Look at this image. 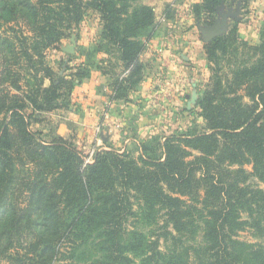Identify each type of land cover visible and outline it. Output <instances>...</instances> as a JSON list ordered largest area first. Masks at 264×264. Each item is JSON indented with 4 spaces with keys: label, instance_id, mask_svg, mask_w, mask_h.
<instances>
[{
    "label": "trees",
    "instance_id": "1",
    "mask_svg": "<svg viewBox=\"0 0 264 264\" xmlns=\"http://www.w3.org/2000/svg\"><path fill=\"white\" fill-rule=\"evenodd\" d=\"M238 1H193L195 26ZM88 11L100 41L83 47L70 79L46 54ZM156 28L143 0H0V264H264V244L241 237H264V189L251 181L264 182V29L253 44L235 21L205 44L202 130L145 143L138 157L111 146L87 161L72 139L36 127L98 61L109 64L110 99L129 100Z\"/></svg>",
    "mask_w": 264,
    "mask_h": 264
},
{
    "label": "rangeland",
    "instance_id": "2",
    "mask_svg": "<svg viewBox=\"0 0 264 264\" xmlns=\"http://www.w3.org/2000/svg\"><path fill=\"white\" fill-rule=\"evenodd\" d=\"M193 1L196 0H158L160 4L162 3L164 5V9L162 10L160 8L157 16L159 15L158 19L161 21L171 19L172 22L177 16L190 17L194 24L193 27L198 31L196 32L198 41L201 45H204L205 50V44L208 42L205 41L203 32L200 29V26L203 25L195 26V19L191 8ZM217 17L218 15H216V19ZM235 21L239 22L240 34H247L249 31H254V36L258 38V42L251 41L241 34L242 39L253 44H258L260 42L261 32L264 29V0H252L247 8L244 9L241 7L240 19H232L229 23V28ZM180 26L182 25L180 24ZM174 27L169 26V29H166L164 26L159 31L156 28L157 35L161 34L162 36H166V32H173ZM241 27H246L247 30L241 31ZM101 29L102 25L99 14L94 11H88L80 28L76 30V34L64 40L61 51H47L46 63H49L60 75L74 79L71 73L75 71V65L81 62L78 58H81L83 47H91L94 43L100 41ZM66 48H70L73 51H67ZM147 51L148 49L142 54L143 60L148 57V53L152 60L143 61L146 64L144 78L140 86L136 90L131 91L129 100L112 101L110 99L109 95L112 93L110 88L111 76L103 72L104 69L109 68V64L108 61H98V55H96L95 61H98L99 64L89 65L91 71L90 76L84 78L82 82L76 83L72 94L66 96L64 99L65 105H67L43 113L44 120L36 127L44 130L45 138H50L51 135H61L59 127L60 123L63 122L70 131L67 134L68 136L63 137L72 139L78 148L87 156V160L92 159L96 152L102 149H110L111 146L119 149L121 152L129 150L135 157H138L142 151L141 147L145 143L152 141L151 144H156L157 141H163L164 137L171 134L189 130H202L205 126V120L198 113L197 107V101L201 91L197 92L195 90L193 93H190L191 97L189 100H185L184 98L179 99L181 105H175L173 103L174 96L167 93L168 91H166L163 85L165 83L164 80L168 79L161 77L162 70L164 69L163 62L159 61L162 63L159 67L157 64L158 61H156V65L154 66L153 57L158 58L157 51L152 50L153 52L148 53ZM68 55L73 56L72 61H69L70 58ZM82 56L84 60L85 54L83 53ZM103 56L106 58L109 57L108 55ZM63 57L67 60L66 65L68 64L69 67H72L71 69H61L59 59ZM98 66H101V68ZM208 72V78L207 74H203L199 78L202 84L200 87L201 90L210 80V68ZM49 84L50 81L46 80V85ZM82 85L88 87L86 88L87 90H82ZM173 89L174 87L170 86L169 90ZM91 91H96L98 95L103 96L105 102H102L99 98L96 100L97 98L93 99V96L90 97ZM180 91L181 89L178 91V94H181ZM175 93L177 94V91ZM85 94L87 95L85 96ZM78 98L88 101L89 104L87 106L93 108L90 116L88 118L86 117L89 127V131L87 132H84V126L81 125L82 127H80L73 120L81 113L80 102L82 100L80 99L78 101ZM130 105L133 106L131 107ZM93 131L95 134H93ZM103 146L105 148H101ZM245 167L248 170H252L251 165ZM251 181L264 189L263 181H260L256 177H252ZM241 237L264 244V237L256 238L251 234L250 230L242 232Z\"/></svg>",
    "mask_w": 264,
    "mask_h": 264
},
{
    "label": "crops",
    "instance_id": "3",
    "mask_svg": "<svg viewBox=\"0 0 264 264\" xmlns=\"http://www.w3.org/2000/svg\"><path fill=\"white\" fill-rule=\"evenodd\" d=\"M143 3L153 6L156 15L159 13L160 8H162V10L164 9V5L162 3L160 4L158 0H143ZM158 18L159 15L157 16L158 31L164 26L166 29H169V26L175 27L173 29V32H166V36H162L161 34H159L154 38L155 41H153L154 39H152L148 44L147 53L151 52L152 50L157 51L158 58L153 57V64L155 66L156 61H158L157 64L160 67L162 63L159 61L163 62L164 69L162 70L161 77L164 79L168 78L167 80H164L165 83H163V85L166 88V91H168L167 93L174 96L173 103L175 105H181L179 99L184 98L185 100H189L191 97L190 93H193L195 90L197 92L201 91L200 87L202 86V84L201 79L199 78L200 76L202 77L203 74H207V78L209 77V61L204 50V45H201V43H199L198 41V36L196 33L198 31L197 29H195V27H193L194 24L190 17L177 16L173 19V22L171 19L161 21ZM180 24L182 26H180ZM243 30H247L246 27H241V31ZM241 34L251 41L253 40L254 42H258V38L254 36V31H249V33L247 34ZM141 59L142 61L152 60L149 57V53L146 59L143 60V56L141 57ZM169 85L173 86L174 89L169 90ZM82 88L80 89L87 90L86 88L88 87L83 86ZM180 89L181 94H178V91ZM174 91H177V94ZM86 95L87 94H85V96ZM91 96H93V99L97 98L96 100H98L99 98V100L105 102L104 97L98 95L96 91H91L90 97ZM80 99L82 100V98H78L77 100L80 101ZM80 104L81 113L78 114L76 116L77 118L73 120L75 123H77V125H80V127L84 126V132H87L89 131L87 118L92 113L93 108H89L87 106L89 102L86 100H82ZM130 106L132 107L133 105ZM59 131L62 136H68L67 134L70 133L69 129H67L66 127V124L64 125L63 122L60 123ZM93 134H95V132ZM101 148H105V146Z\"/></svg>",
    "mask_w": 264,
    "mask_h": 264
},
{
    "label": "water",
    "instance_id": "4",
    "mask_svg": "<svg viewBox=\"0 0 264 264\" xmlns=\"http://www.w3.org/2000/svg\"><path fill=\"white\" fill-rule=\"evenodd\" d=\"M242 2L243 0H239L237 7H227L225 4H222L216 8L218 17L215 21V24L213 26H200L206 42H210L216 37L226 34L230 26V21L232 19H240ZM66 50L73 51L70 48H66Z\"/></svg>",
    "mask_w": 264,
    "mask_h": 264
},
{
    "label": "built area",
    "instance_id": "5",
    "mask_svg": "<svg viewBox=\"0 0 264 264\" xmlns=\"http://www.w3.org/2000/svg\"><path fill=\"white\" fill-rule=\"evenodd\" d=\"M92 159H88L87 161H91Z\"/></svg>",
    "mask_w": 264,
    "mask_h": 264
}]
</instances>
